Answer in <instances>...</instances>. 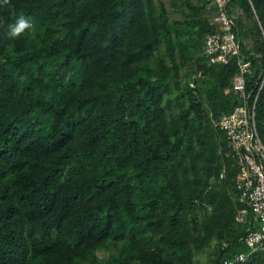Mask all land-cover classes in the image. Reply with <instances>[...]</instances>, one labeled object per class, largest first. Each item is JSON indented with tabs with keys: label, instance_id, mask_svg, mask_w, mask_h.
Masks as SVG:
<instances>
[{
	"label": "trees",
	"instance_id": "obj_1",
	"mask_svg": "<svg viewBox=\"0 0 264 264\" xmlns=\"http://www.w3.org/2000/svg\"><path fill=\"white\" fill-rule=\"evenodd\" d=\"M170 6L179 18L162 0H0V264H190L213 238V264L238 252L236 264H264L241 239L254 214L234 219L244 204L232 200L236 168L213 122L240 103L223 92L236 58L212 64L203 52L211 0ZM226 10L252 103L264 0ZM21 15L31 27L11 38ZM163 43L168 58L149 66ZM173 90L184 97L175 113ZM255 121L264 142V83Z\"/></svg>",
	"mask_w": 264,
	"mask_h": 264
},
{
	"label": "built area",
	"instance_id": "obj_2",
	"mask_svg": "<svg viewBox=\"0 0 264 264\" xmlns=\"http://www.w3.org/2000/svg\"><path fill=\"white\" fill-rule=\"evenodd\" d=\"M228 2L211 0L215 11L209 18L216 29L204 36L202 48L212 64L224 65L236 58L237 71L223 92L234 94L240 103L214 120V126L224 133L236 168L233 178L235 195L232 200L244 204L242 207L236 206L234 219L245 224L248 222V214H254L252 230L241 239L250 248L249 253L259 252L264 258V142L258 134L255 121V104L264 83V74L258 92L250 103L245 91V75L251 72L250 61L241 54L236 31L226 10ZM219 178H224V169H221ZM245 257V253L238 252L232 259L224 260L221 264H236Z\"/></svg>",
	"mask_w": 264,
	"mask_h": 264
},
{
	"label": "rangeland",
	"instance_id": "obj_3",
	"mask_svg": "<svg viewBox=\"0 0 264 264\" xmlns=\"http://www.w3.org/2000/svg\"><path fill=\"white\" fill-rule=\"evenodd\" d=\"M162 1L164 3L165 7L169 10L168 12H169V15L171 16L172 19H176V18L180 17L179 12L177 10H173L174 9L173 6H170V0H162ZM208 6H211V5L209 4ZM247 42L248 41L245 39L244 44H248ZM165 46H166V44L163 43L159 47V49L154 53V55L151 57L150 61L148 62L149 66H151V67L156 66L158 64L157 62L160 58H162V59L168 58ZM175 60H177V62L179 63L178 54L175 55ZM191 70H192L191 63L185 62L183 68L180 71V75H182V77H184L189 72H192ZM176 95H177V91L173 90V95H172V98H173L172 106L174 109L173 113H175L179 109L181 104H183V102H184V97L177 100ZM213 122H214V120H213ZM218 184H219L218 182L215 183V181H213V179L211 178L210 182H209V187H212L214 185L216 186ZM207 209L209 210L210 207L208 206ZM203 212H204L203 210L201 212H199L198 216L202 217L204 214ZM219 243L220 242L217 238H213L207 242L206 246H202L199 250L194 251L193 255L191 257L190 264H213V260L216 256V254H215L216 248H217ZM97 252H98V255L100 257H106L108 255V252L104 249H101ZM113 252H115V249L113 250Z\"/></svg>",
	"mask_w": 264,
	"mask_h": 264
},
{
	"label": "clouds",
	"instance_id": "obj_4",
	"mask_svg": "<svg viewBox=\"0 0 264 264\" xmlns=\"http://www.w3.org/2000/svg\"><path fill=\"white\" fill-rule=\"evenodd\" d=\"M9 0H4V4H8ZM29 19L21 15L14 24L9 25L8 35L11 38H17L21 36L24 31L30 28Z\"/></svg>",
	"mask_w": 264,
	"mask_h": 264
}]
</instances>
